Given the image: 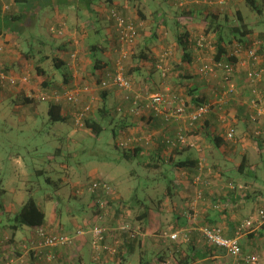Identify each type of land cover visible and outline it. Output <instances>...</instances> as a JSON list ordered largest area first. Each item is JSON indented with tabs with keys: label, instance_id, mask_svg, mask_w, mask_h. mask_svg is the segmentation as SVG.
I'll return each mask as SVG.
<instances>
[{
	"label": "crops",
	"instance_id": "1",
	"mask_svg": "<svg viewBox=\"0 0 264 264\" xmlns=\"http://www.w3.org/2000/svg\"><path fill=\"white\" fill-rule=\"evenodd\" d=\"M106 1L96 0L90 5L80 2L75 5L64 6L63 8L57 7V10L55 11L47 9L48 11L46 14L44 13V15H42V13L45 10L41 12L38 19V25L41 24V22L43 24H49L48 22H50L51 19H63L68 24L69 20L73 21L71 16L74 15L77 21H73V23L83 25L86 23V19H91L89 23L95 26L92 29L93 31L90 30L88 32L86 30L87 33L79 36L81 38V47L76 50L78 52L76 59H72L69 55L71 48L69 51H66L70 46L73 48L70 36L67 40L63 38L60 40L66 41V43L63 42L64 44L56 45V49L58 51L57 55L64 59L65 62V65L62 66L65 68V71L63 72L62 81L59 82V84L64 83L70 85L72 82L77 83L82 75L87 77L85 70L79 71L78 68L82 65L83 69H87L85 66L87 63L86 60H90L89 44L87 43V40H93L96 37L104 43V47L100 46V52L104 54V58L100 57L101 68L94 70V73L90 66L89 73L92 76H96L104 74L103 70L105 69H114L115 53L109 50V47L107 51L105 46L107 44L113 48L111 40L115 39L116 34L115 32L113 35L108 34V29L112 28L110 26V28H107L109 21L107 22V17L105 18L106 7L116 8L124 15L129 16L130 18L132 16L135 21L137 19L140 21L141 19V23H145L144 25H147L150 22L148 20L150 16L144 12L145 9L143 10L142 7L144 6V3L140 4L137 1V5L139 3L138 8V6L135 5L136 0ZM166 3L171 5L170 9H167L166 5H164L157 9L158 12L156 14L155 11H152L151 17H153V23H157V20L154 19H158L162 15H166L168 18H171L173 15L171 9L173 8L176 10L178 8L187 7L192 8L197 12H205L207 10L215 12L216 8L219 10L216 13L230 15V12L225 10L227 9L225 4H229L230 2L220 3L215 0L207 2L197 0H166ZM218 3L220 5H218ZM229 7L230 5L228 6V9ZM90 9L94 12L93 16L92 14L90 15ZM78 20L82 21L79 23ZM97 21H103L104 24H106V28H100ZM202 22L203 21H200L199 24ZM197 24L198 23L193 21L192 25L189 26L191 34L193 32L192 27H195ZM97 27L102 30L99 29V31H97ZM164 34L166 36L167 32ZM252 37H256V33L249 34L246 39L247 41L236 42L235 45L237 43H241V45L245 47L248 45L247 43L250 42ZM155 52L158 54L157 51ZM241 55L242 58H245L243 51L241 52ZM232 56L235 59V61L231 62V65L236 71L234 75L237 84V93L231 100H229L228 103L225 104V106L228 107L226 110L229 111L226 115L228 121L234 128L233 139L226 138L227 123L220 122L219 113L213 110L207 114V116L201 123L198 124L197 128L193 130V132H190L192 134L191 137L198 148L182 149L176 152L174 150L173 154L168 153L167 156L165 154L166 150L162 149L160 152V147H158L161 145L159 143L161 135L170 134L167 127L163 126L166 125V123L162 116L160 114L155 115L150 112H145L142 113L140 117H136L132 114L129 103L127 104L121 100L120 103L125 105L124 109L121 108L125 111L124 118L126 122L129 121V125L125 131L121 129V134L126 133L127 135L131 134L135 136L139 135V133L143 134L144 131L151 132L152 139L154 141L153 146L144 148L143 141L140 144L142 152L147 154L150 161L153 162L161 160L160 156L170 158V155H172L175 162L183 161L184 164L145 165L147 168L149 167L152 170L151 177H148L150 181L161 184L158 180H164V203L161 204L159 200H151L150 206H148L139 202L141 210H139L138 215H140L142 211L143 213L146 212V217H143L140 222L137 221L136 224L138 227L136 230H139V234L135 238H127L126 233L120 232L121 235L118 236L115 233L112 234L113 239H109L110 242L114 244L117 241L120 242L118 245L120 253L115 256H109L108 254L106 255L105 252H101L96 259L92 256L95 253H93L90 248V237L83 235L79 237L80 240H77L75 245L67 247H53L52 260H46V251L35 247L41 241L37 232L40 228L44 229L45 232L71 234L76 228L82 226L84 222H87L88 219L83 217V219L77 220L79 224L74 221L72 225L59 222L58 228L53 225V219H45V223L40 227L19 225L15 216L25 199H16L15 197L10 196L7 189L2 186L3 182H0V251L4 253V257L0 261V264H18V260L21 261V264H108L110 261H114L118 264H121L124 261L129 264L131 258L136 254H138V259L140 260L138 262L139 264L170 263L168 258L170 256L173 257V250L176 249L174 247H176L180 241L176 242L171 239L175 242L173 243L166 237L163 238L164 240L159 239L155 242H149L148 239V237L160 236L154 234L153 231L163 229L164 224L160 221V219H158L163 216H170L174 218L172 231L183 230V228L190 226L191 230L188 233L190 235V239L195 240V248L199 254V257H197L196 260L190 264H242L241 261L235 260L233 257L227 255L221 248L215 249L212 247L214 251L209 252V249H211L209 247L211 246L205 239H203L201 232H199L200 227L191 228V224L194 223L196 219L198 226L216 224L221 227V231L224 236L232 237L236 235V230L241 226L242 222L248 219L251 223L244 226L242 233L239 235L242 252L257 253L260 256L259 264H264V218L261 217L259 213L261 210L264 212V75L259 82L255 83V86L258 87L260 91L257 103L263 110L258 122H252L249 120L250 112H254L255 109L249 103L251 93L249 84L247 83L248 81L246 80V71L248 68L264 67V55H261L256 62L252 63L250 61L251 59L241 62L242 58L234 55ZM140 65L142 68H128V72L131 74L130 77L134 79V84L135 82L138 83L140 81V83L145 84V88L147 89L153 87L156 88L157 84H155V81L153 80H156L157 82V79L154 77V74H152L151 77H148L151 73L150 69L152 68L150 67L149 62L147 60H143ZM143 69H146L147 74ZM154 70L159 74L158 69ZM92 76L87 78L92 80ZM140 76L141 78H139ZM49 78H51V75ZM52 82L53 78L50 82L51 85ZM162 82L163 84L160 86L165 87L164 84L166 81L162 79ZM174 82L177 83L176 81ZM191 85L194 84L191 83ZM167 87L168 86L165 88ZM174 88H176V90L180 89L177 88V86ZM199 89L202 93L199 91L198 93L203 98L204 102L212 100L214 97L213 91L210 92L208 87H202ZM105 90L113 91V88ZM5 93H7V91H5ZM60 103L62 105L61 113L66 115L67 118H72V111L69 112L67 108L68 104L65 103L64 100H61ZM39 109L40 108L35 106L33 109L35 112L32 113H34V115H39ZM119 112H121V110ZM169 122H171L170 124L172 125L169 130H171L174 126L175 128L177 127V123L174 121ZM197 177L200 178V182L198 181V183L195 181V178ZM0 178L3 177L0 175ZM198 188L202 190L201 198H198L197 196ZM29 193L31 192L28 191L27 194ZM120 195L121 194L119 193V197L122 196ZM50 197H52L50 194L40 193L36 199L39 208L44 211L45 215H47L45 211L46 209L42 204L44 200H51L52 198ZM132 198L133 197L131 196L125 203V209L129 213L131 211L133 212V210H131ZM55 199L58 200L57 197H55ZM91 200L92 198H87V202H85V204L84 202H81V210H86L88 205L90 207V205H92ZM134 201L137 203L138 199L134 197ZM168 201L172 202L173 205H171ZM61 202L63 201L61 200ZM55 205L56 203H54V209L56 207ZM119 206L114 204L112 207L113 212L115 211V216H118V214L122 212L121 206L120 210H118ZM192 212L194 215L193 218H195L193 220L189 219ZM111 224L117 225L118 223L114 222ZM143 234L144 238H142L144 240H140V235ZM107 237H109V235ZM125 239H128V241H125ZM123 241L126 243H122ZM169 244L173 247L170 248ZM147 250L149 251V259L145 260L144 254Z\"/></svg>",
	"mask_w": 264,
	"mask_h": 264
},
{
	"label": "rangeland",
	"instance_id": "2",
	"mask_svg": "<svg viewBox=\"0 0 264 264\" xmlns=\"http://www.w3.org/2000/svg\"><path fill=\"white\" fill-rule=\"evenodd\" d=\"M104 1V0H103ZM106 1V0H105ZM137 1L141 4L144 3L143 10L144 12L149 15V23L147 25H144L145 23H141L137 19L136 21L134 18H132L133 21L138 26V34L135 40V44L131 48V52L123 61L122 64L124 66L125 74L129 76V78L132 81L133 85V91L139 92L141 94H151L154 92H160V91H166L170 94H177L175 86L177 88H180L181 92H179V95L181 96H187L186 89L181 85H179V80L181 74H187L189 76L188 78H185L186 81L190 83H193L194 86L198 87V91H200L199 88H209V91L213 90V87L217 85V81L220 78V74H222L220 71L216 70L215 74L210 78L209 81H206L205 79H202L200 75L198 74V68L201 64V61L208 60L211 57L213 45L210 44L209 38H207L208 46H203L199 49L197 47H192L191 54L193 56V60L190 64H181L179 63V52L175 51V39L172 35V30L165 29L163 25H160L159 28V35L154 38V40L151 42L149 41V48L154 51L158 52L157 56V65L162 64L166 70V76L163 77L160 69H158L159 74L157 71L154 70V68L151 66L152 61L148 60L150 67V75L148 77L152 76L154 74V77L157 79L153 80L155 81V84H157L156 88H145V84L139 82H135L134 79H132L131 74L128 72V68H134L137 69L138 67L142 66L140 65L143 61L142 58H139L138 52V43H144V38L151 35V30L153 26V17L152 11H155V14L158 12L157 9H159V6H164L163 0H136L135 5H137ZM214 1V0H212ZM216 2H219L215 0ZM13 0H6L5 4L7 5V8L1 9L3 13L10 12L16 9L14 3L12 4ZM107 2V1H106ZM260 6L262 9V17L261 19L263 21L258 22V24H255L253 27V34L256 33V37L253 38H261L264 40V0H259ZM138 3V8H139ZM221 3V2H220ZM218 5H220L218 3ZM227 7L228 12H230L229 19L235 20L237 18V11L242 13V15L247 18L249 21L254 22L255 20H258L257 15L252 16L254 14L255 10L249 5V3L246 0H236L234 2H231L229 4H225ZM230 5L229 9L228 6ZM1 7V6H0ZM158 7V8H157ZM110 9H114L117 12H120L123 14L120 10L116 8H109L106 7L105 9V18L107 17V14ZM174 8L171 9V12H174ZM215 12L219 11L215 8ZM48 10L46 9L44 13L46 14ZM41 15V16H42ZM124 15V14H123ZM126 16V15H125ZM130 18L129 16H126ZM73 21H77V19L73 16H71ZM107 19V18H106ZM83 20V18H82ZM82 20H78L80 23ZM91 19H86V23L83 25H77L73 23L72 20L68 21V24L66 26V33L63 35H55L49 30L50 25L54 24L56 19H51L49 24H41L37 25L38 30L41 32L42 36L49 42H51L55 46V50H53L52 54H57L56 45L64 44L66 41H60L63 39L67 40V38L70 36V40L73 44L70 46L66 51L70 52L77 50V48L81 47L80 42L81 38L79 36H82L83 34L89 32V27H95L94 25L90 24ZM155 20V19H154ZM157 20V18H156ZM42 21V20H41ZM109 21V24H107V28L110 26L112 28V22L107 19V22ZM198 24L195 27H192V35L195 37L204 34L203 33V26L204 22ZM40 22V21H39ZM111 22V24H110ZM158 22V20H157ZM78 23V24H79ZM97 24L100 28L104 29L106 28L103 21L98 22ZM103 25V26H102ZM109 27V28H110ZM87 30V31H86ZM165 32H167V35L165 36ZM108 34L113 35L114 31L112 29H108ZM67 36V37H65ZM65 37V38H64ZM114 38V37H113ZM95 39H98L97 37ZM98 41V40H97ZM96 41V42H97ZM0 42L4 44V52L1 57V65L4 68L6 72H13V74L17 75H23V74H29L31 77L32 83L29 84V86H18L17 88H9V89H2L0 88V175L3 178H0V182L2 183V186L7 189L10 196L15 197L16 199L22 198L27 200L28 196L32 195L36 199L39 196L40 193H47L50 194L51 200H44L43 206L45 207V211L47 213L46 219L50 220L53 219L54 224L57 228L59 227L60 223H67V224H73L74 221L81 220L83 217H86L88 219L87 222H84L82 226H79L78 228L83 230V233L80 235H77L76 241L80 240L79 237L83 235H87L91 239V234L88 233V228L91 227L94 223H96V213H98V207L95 205L94 199L91 200L92 205L87 206L86 210H81L80 203L81 202H87V198L91 199L92 197L90 194H77L76 191L80 189V186H83L87 184L92 178H98L102 179L108 182V184L111 185L113 188V196L111 197L114 200V204L116 206H121L122 212L118 214V216H115V211L113 212V206L109 209H107V214L105 216L104 221L106 223H128L133 228H135V231L137 232L135 237L139 234V230H136L137 227V221L140 222L141 219L138 217V212L141 210V204L150 206L151 200H159L161 204L164 203L163 196H164V187L163 183L164 180L160 179L161 184H158L157 182H152L148 179V177H151V168H147L146 164H153L155 161H150L147 157V154H139L138 157H134L133 159H125L121 158V154L123 149H131L133 147H140V144L143 140H147L148 142L143 144L144 148L153 146V139L151 132L144 131L143 134L139 133V135H131V134H121V126L123 122H126L124 118V104H121L122 95L123 93L116 88H113V91L106 90L105 100L103 97V91L105 89H100L97 86V81L102 75H96L92 76L90 72V66H91V60L87 59V63L85 66L87 69H83V66L81 65L80 68H78L79 71L85 70V73L87 74V77L92 76V80L88 79L85 75H82L79 81L77 83L72 82L70 85L59 82L62 81L63 78V72L65 71L64 67H61L59 69H54L53 66H51V63L47 61V63L44 65V67L47 70H50L51 73V79L53 78L52 85H49V87H43L40 86L39 83L35 82L34 75L36 73L35 64L33 62H29L23 59L22 52L27 50V47L24 43L17 40L15 36L12 34H9L8 32H4L2 35L0 34ZM64 42V43H63ZM235 43L228 44L229 52L231 53L232 50L235 48ZM111 44L113 45V48H111L110 45L105 46V49L108 51L111 50L113 53H115V59L118 58V51L115 50L114 44L116 45L115 39L111 40ZM104 47V45H103ZM211 47V48H210ZM170 48L173 50V56L165 59L164 61H160V55L159 53L168 50ZM118 50V48H117ZM177 50V49H176ZM47 52V51H46ZM6 55V56H5ZM98 57L104 58V54L102 52L98 53ZM258 58L261 57L260 53H258ZM36 63V62H35ZM5 67L7 69H5ZM105 70H111V69H105ZM146 71V69H143ZM236 71L234 72V74ZM147 74V71H146ZM139 75V74H138ZM94 77V78H93ZM235 77V75H234ZM141 78V76L139 77ZM162 79L166 81L164 86H160L163 84ZM34 80V81H33ZM87 80V81H86ZM176 81L177 83H175ZM236 82V81H235ZM247 82V81H246ZM86 83V84H85ZM90 83V84H89ZM137 83V84H136ZM248 83V82H247ZM249 84V83H248ZM159 85V86H158ZM237 85V84H236ZM136 86V87H135ZM174 86V87H173ZM180 86V87H179ZM92 87V89H91ZM34 88L44 89L48 91L56 90L59 93H62L64 90H73L78 89L81 92L80 100L77 104H68L67 108L68 111H74L75 108H80L84 104H90L91 105V111L89 112V115L87 117H92L96 121H98L104 129L97 135H92L90 133L91 130L87 128H79L76 129L73 124V119L71 117L66 118L64 122H57L53 124L46 123V114H47V108L48 103L47 101H42L35 99L31 104L24 102V97L26 96L27 90H34ZM250 93L252 86L249 85ZM258 89V87H257ZM259 90V89H258ZM7 91V93H5ZM33 92V91H32ZM208 92V90H207ZM5 93V94H4ZM181 93V94H180ZM202 93V92H201ZM112 95V96H111ZM178 95V94H177ZM211 101H214L212 99ZM37 106L39 109V115H34L35 112L33 109ZM121 106V112L118 111L117 107ZM105 108V112L102 111V109ZM228 107H224L225 114L229 112L226 110ZM44 113H43V111ZM141 115H138L137 117H140ZM164 120V119H163ZM165 121V120H164ZM166 125H163L164 127H167L170 134H162L163 135H173L175 133V126L169 130V128L172 126L170 123L165 121ZM164 123V124H165ZM176 123V122H175ZM112 128L115 129V135L112 133ZM175 129V130H174ZM174 130L173 132H171ZM193 132V131H190ZM188 133V136L190 139H193L191 136V133ZM130 135V136H129ZM128 137H132L135 139H140L139 141L131 143L128 147H120L118 145V142H120L122 139H126ZM160 144L163 142L160 141ZM139 144V145H138ZM155 146V144H154ZM197 147V146H196ZM146 148V149H147ZM198 148V147H197ZM150 149V148H149ZM186 149V148H185ZM193 149H195L193 147ZM57 150H60L59 152ZM148 150V149H147ZM165 154L168 156V153L173 154L174 148L167 147L165 149ZM186 151V150H184ZM68 153H73L71 155V159H68ZM174 159V158H173ZM39 171H43L39 173ZM156 171V170H155ZM51 176L55 180L60 178L57 182H59V185L56 189L52 185L47 183L46 177ZM113 178V179H112ZM30 191L31 193L27 194V192ZM38 191V192H37ZM26 192V193H25ZM119 193L121 197H119ZM60 194V195H59ZM23 196V197H22ZM60 197V200H56L55 197ZM62 196V197H61ZM133 197L131 200L132 209L130 213L127 212L126 208V200H129L130 197ZM134 197H136L139 201L135 203ZM202 197V196H201ZM199 197V198H201ZM120 198V199H119ZM172 199V198H171ZM61 200L63 202H61ZM162 200V201H161ZM173 205L172 202L168 201ZM54 203H56V207L54 209ZM158 203V202H157ZM159 204V203H158ZM69 206V207H68ZM119 206V210H120ZM92 207V208H91ZM61 213V214H60ZM189 219H195L193 218V212L190 214ZM160 221L164 224L163 229H158L157 231H153L154 234L160 235L156 237H148L149 242H155L160 240H164L163 238H169L170 234L177 232L179 233V238L177 240H174L176 242L184 241L186 239L181 237V234L185 232H189L190 226L187 228H183V230H175L172 231L173 227V221L174 218L172 217H159ZM82 222V221H81ZM111 226V228L117 225L114 224H108ZM191 228H199L202 229L206 226H213L220 228L221 227L216 224H205L198 226L197 219L194 223L191 224ZM171 226V227H170ZM189 228V229H188ZM197 229V230H199ZM77 228L74 230L73 233L68 235H75L77 232ZM237 231V230H236ZM199 232H201L199 230ZM222 232V231H221ZM112 234L115 233H109V237L106 239V244L110 246H116V244H120L119 241H117L115 244L111 243L110 240L113 239ZM118 236L121 234L116 233ZM202 235V234H201ZM140 240H144V234L140 235ZM135 237H129V238H135ZM143 237V238H142ZM203 237V236H202ZM110 239V240H109ZM204 239V238H203ZM152 240V241H151ZM173 240V239H172ZM171 240V242H173ZM73 243V245L76 244ZM126 243V242H123ZM175 243V242H173ZM90 248L93 251L92 256H94L96 259L98 258V255L96 254V251L92 249V244L90 240ZM118 244V245H119ZM170 248L173 246L170 245ZM118 251V248H116ZM114 255H110L106 252V255L109 256H115L120 251ZM144 259H149V251L147 250L144 254ZM170 260V263H172V257L170 256L168 258ZM235 259V258H234ZM52 260V259H51ZM237 260V259H235ZM75 261V260H71ZM140 260L138 259V254L133 256L129 262V264H139ZM70 262V261H69ZM71 263V262H70ZM75 264V263H71ZM108 264H118L114 261H110ZM121 264H127L123 261ZM169 264V263H167Z\"/></svg>",
	"mask_w": 264,
	"mask_h": 264
},
{
	"label": "built area",
	"instance_id": "3",
	"mask_svg": "<svg viewBox=\"0 0 264 264\" xmlns=\"http://www.w3.org/2000/svg\"><path fill=\"white\" fill-rule=\"evenodd\" d=\"M6 0H0V6L5 9L7 5ZM197 1H207V0H197ZM219 2L235 1V0H217ZM107 19L112 22V28L116 34L114 44L115 50L118 51V58L115 59L113 70H104V74L97 81V86L100 89H110L116 88L123 93L122 100L125 103H129L130 109L134 116L142 115V113L150 112L155 115L160 114L165 121H174L177 123V128L173 135H163L162 141L167 144V147L172 148H185V147H196V143L193 139H190L188 133L197 128L198 124L209 114L211 111H217L219 113V120L222 123H227L226 138H234V128L232 124L228 121L225 114V104L231 100L237 93V85L235 82L234 72L235 68L225 61L212 60V57L208 60L201 61L198 68V74L201 78L209 81L210 78L215 74L216 70L220 71V78L217 81V85L213 87L214 101L202 102L199 104H189L185 101L184 97H180L177 94H170L166 91L154 92L151 94H141L139 92L132 93L133 85L132 81L125 74L124 66L122 61L128 57L131 52V48L135 44L137 37V24L131 18L117 12L114 9H110L107 14ZM66 22L65 20H58L54 24L50 25L49 30L55 35H64L66 33ZM207 37L204 34L197 36L196 43L194 47L197 49L208 46ZM264 46V40L261 38H253L251 44L243 47L241 43H237L231 55L242 58L241 52L245 54V58L241 59V62L251 59L252 62H256L258 59V50ZM118 48V50H117ZM211 48V47H210ZM213 48V47H212ZM4 52V44L0 42V88L9 89L17 88L18 86H24L32 83L29 74L17 75L13 72H6L1 65V57ZM77 51L71 52L70 57L76 59ZM172 55V50L168 48L160 54V61H164ZM160 69L163 77L166 76L167 70L162 65H157ZM264 75L263 67L248 68L246 71V80L249 85H252L251 97L249 98V103L255 109L254 112H250L249 120L252 122H258L261 114L263 113L262 108L258 105L257 100L260 96V91L255 86V83L259 82ZM27 95L29 97L42 100V101H54L60 103L64 100L67 104H77L80 100L81 92L78 89L64 90L62 93L56 90L48 91L44 89L34 88V90H27ZM33 91V92H32ZM117 109L120 111L121 106ZM91 111L90 104H84L82 107L75 108L72 111L73 124L76 129L84 127V122L89 112ZM257 133V132H256ZM259 134V133H257ZM140 140V139H139ZM138 139L128 137L122 139L118 142L120 147H128L131 143L139 141ZM148 141L143 140V143ZM195 181L200 182V178H195ZM94 195L95 205L98 207V213H96L97 221L91 227L88 228V233L91 234V244L92 249L96 253L105 250L110 255H114L117 251L116 246H110L106 244V239L109 233L124 232L127 234V238L135 237V229L128 223L119 224L114 226V228L106 224L104 221L107 214L106 209V198H111L113 196V188L107 181L92 178L87 184L80 186V189L76 191L77 194H82L84 192ZM202 190L198 188L197 196L201 197ZM260 216L264 218V212L261 210ZM250 220H244L241 226L237 229L236 235L232 237L224 236L220 228L213 226H206L200 229L201 233L206 238L207 242L221 248L227 255L242 261V264H259L260 256L258 254H244L241 250L239 244V235L242 233L244 226L249 225ZM75 235L62 234L59 232H45L44 229L40 228L37 232L41 238V241L35 246L38 249H43L46 251V260L50 261L53 258L52 248L56 246H71L75 243L77 235L83 233V228H77ZM170 239L177 240L179 238V233L174 232L170 234ZM184 239L188 238V232L181 234ZM128 241V239H125ZM124 242V241H123ZM122 242V243H123ZM119 244V243H118ZM116 244V245H118ZM4 257V253L0 251V261ZM18 264L21 261L18 260Z\"/></svg>",
	"mask_w": 264,
	"mask_h": 264
},
{
	"label": "trees",
	"instance_id": "4",
	"mask_svg": "<svg viewBox=\"0 0 264 264\" xmlns=\"http://www.w3.org/2000/svg\"><path fill=\"white\" fill-rule=\"evenodd\" d=\"M96 0H13L12 4L14 3L16 9L10 12H2V7H0V34L2 35L4 32H8L15 36L17 40L24 43L27 47V50L22 52L23 59L26 61H31L35 64V75L34 80L35 82L39 83L40 86L49 87L51 78L49 76L51 73L50 70H47L44 65L48 62L51 63V66L54 69H59L63 65H65L64 59L59 57L57 54H52L53 50H55V46L47 41L44 37L42 38L41 33L39 32L37 25L38 19L43 10H57V7L63 8L64 6L68 5H75L77 3L83 2L85 4L90 5L94 3ZM212 1V0H207ZM206 1V2H207ZM236 1V0H235ZM249 5L255 10L252 16L257 15L259 18L254 22L249 21L245 18L239 10L237 11V18L235 20L229 19V14L223 15L222 13H216L211 10H207L205 12H197L192 8H178L174 10L173 15L171 18H168L166 15H162L157 20L158 22L153 23L151 35L144 38V43H138L139 48V58L143 60H151L152 67L154 69H158L157 67V54L154 53L149 48V41H153L157 35H159L158 31L160 25H163L165 29L172 30V35L175 39V51L179 52V63L181 64H190L193 60V56L191 54V47L194 46L196 43L197 37L193 36L190 33L189 26L192 25L193 21L198 23L199 20L204 22L203 26V33L204 35L209 38L210 44L213 45L212 50V60L216 61H225L226 63H230L235 61L234 57L231 55L228 49V44H234V42H243L247 41V37L249 34L253 32V27L258 22L263 21L262 17V9L260 6L259 0H246ZM164 5H166L167 9L171 8V5L166 3V0L162 1ZM227 2H234V1H227ZM161 6H159L160 8ZM158 8V7H157ZM90 15L93 16V10L90 9ZM156 20V18H155ZM160 24V25H159ZM93 27H89V31L92 30ZM99 27H97V31H99ZM138 29V27H137ZM102 30V29H100ZM93 31V30H92ZM40 33V34H39ZM91 34V32H90ZM138 34V32H137ZM98 39H90L87 40L89 44V51H90V60H91V69L94 71L96 69H100L101 59L98 57V53L100 52V46H103L104 43ZM252 40V39H251ZM248 42L247 44L249 45ZM97 41V42H96ZM232 44V45H233ZM177 49V50H176ZM47 51V52H46ZM165 51V50H164ZM162 51V52H164ZM160 52L159 55L162 53ZM173 52L171 57L173 56ZM260 55H264V46L258 50ZM159 57V56H158ZM36 62V63H35ZM140 68V67H138ZM264 68V67H263ZM5 69H7L5 67ZM7 71V70H6ZM95 73V71H94ZM187 74H181L179 85L186 89L187 96H180L179 92L181 90H176L177 94L180 97H184L185 101L189 104H199L204 102L203 98L198 93V87L189 84L185 78H188ZM33 80V81H34ZM106 90L103 91V97L105 100ZM181 94V93H180ZM24 102L31 104L35 99L26 95L24 97ZM48 108L46 114V123L53 124L57 122H64L67 118L66 115L61 113V103H56L54 101H47ZM105 112V108L102 109ZM128 122H123L121 129L125 131L127 126L129 125ZM84 128H87L92 135L99 134L104 127L92 117H87L84 122ZM112 133L115 135V129L112 128ZM162 141V137L160 138ZM163 142V141H162ZM159 151L161 152L162 149L167 148V144L163 142L160 146ZM186 149H190L192 147H185ZM185 148H177L175 147L174 150L179 151ZM141 147H133L131 149H123L121 158L125 159H133L134 157H138L139 154H143ZM58 152L60 150H57ZM73 153H68V159H71V155ZM160 155V154H159ZM161 160L155 161L153 164H184L183 161L175 162L173 160V156L170 155V158L161 157ZM186 163V162H185ZM43 171H39L41 173ZM60 178L55 180L54 178L48 176L46 177L47 183L51 184L54 188L58 189L59 182H57ZM60 181V180H59ZM84 194H89L86 191ZM92 199H94V195H90ZM60 197L58 196L57 199ZM139 201V200H138ZM140 202V201H139ZM141 203V202H140ZM114 205V200L112 198H106V209L111 208ZM118 208V207H117ZM119 210V208H118ZM99 212V211H98ZM140 219L146 217V212L143 211L138 215ZM16 221L19 225H26L31 227H40L45 223L46 215L43 210H41L38 206L37 200L34 196H28L27 200L21 205L18 213L15 216ZM111 224V223H106ZM202 234V233H201ZM203 238L206 240L204 235L202 234ZM180 241V240H179ZM178 241V242H179ZM195 240L190 239V235L188 233V238L184 241H180L173 250V257L172 263L169 264H190L191 262L195 261L199 254L195 248L194 244ZM207 242V240H206ZM208 243V242H207ZM211 247L209 252L214 251L212 247L215 249L219 248L215 245L208 243ZM240 244V242H239ZM241 246V245H240ZM118 248V245H116ZM242 250V247H241ZM120 250L118 249L117 253ZM218 251V250H217ZM102 252H105L102 251ZM101 252L96 253L99 255ZM106 253V252H105ZM244 253V252H243ZM244 254H257L253 252H247ZM238 260V259H237ZM240 261V260H239ZM242 262V261H241ZM167 264V263H166Z\"/></svg>",
	"mask_w": 264,
	"mask_h": 264
},
{
	"label": "clouds",
	"instance_id": "5",
	"mask_svg": "<svg viewBox=\"0 0 264 264\" xmlns=\"http://www.w3.org/2000/svg\"><path fill=\"white\" fill-rule=\"evenodd\" d=\"M104 71V70H103Z\"/></svg>",
	"mask_w": 264,
	"mask_h": 264
}]
</instances>
